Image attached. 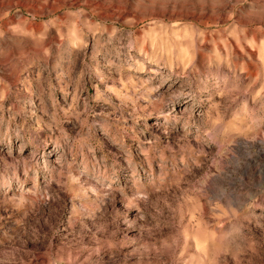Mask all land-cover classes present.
Segmentation results:
<instances>
[{
	"label": "rangeland",
	"instance_id": "rangeland-1",
	"mask_svg": "<svg viewBox=\"0 0 264 264\" xmlns=\"http://www.w3.org/2000/svg\"><path fill=\"white\" fill-rule=\"evenodd\" d=\"M0 264H264V0H0Z\"/></svg>",
	"mask_w": 264,
	"mask_h": 264
}]
</instances>
